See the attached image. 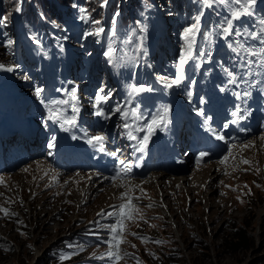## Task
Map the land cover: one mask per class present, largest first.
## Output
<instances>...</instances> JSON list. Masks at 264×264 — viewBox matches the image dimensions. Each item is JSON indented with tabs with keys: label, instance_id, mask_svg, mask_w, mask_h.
<instances>
[{
	"label": "rangeland",
	"instance_id": "374dc122",
	"mask_svg": "<svg viewBox=\"0 0 264 264\" xmlns=\"http://www.w3.org/2000/svg\"><path fill=\"white\" fill-rule=\"evenodd\" d=\"M146 1L149 13L157 17L160 12L164 16L161 22L170 18V12L176 18L188 14V11L181 13L174 10L175 0L165 4L164 11L154 0ZM119 2L122 8H131L129 16L132 19L141 22L142 14L132 0ZM223 3L228 5L226 1ZM19 8L20 2L16 0H0V48L1 55H4L0 59V65H3L0 72H13L19 90L37 101L35 90L41 89V80L33 61L35 56L31 52L25 55L20 50L19 41L24 33L21 21H18ZM80 9L82 7L68 11L64 18H59L55 25L61 26L60 29L48 25L49 30L56 40L67 38L70 41L72 50L64 53L62 59L70 60L69 54L72 55L75 74L78 80L85 82L79 88L87 89L91 99L97 96L100 89H103L100 95L112 99L114 93L109 90V80L103 72L107 65L102 53L98 54L101 35L87 34L103 28L106 23L117 22L120 17L115 14L111 0H107L106 5L104 0H87L83 13ZM81 15H84L86 23L81 22ZM151 20L155 21V18ZM43 27L35 20V24L28 23V32L42 44H50L49 36L44 41ZM122 34L131 38L128 26ZM112 37L110 35L109 39ZM113 43L114 40L108 42V47ZM16 44L19 49L11 54V47H16ZM96 63L102 69L98 70ZM8 68L13 70L8 71ZM62 70L65 71L64 66ZM49 75L46 66L41 79L46 89L57 92L50 87ZM10 85V82L5 83V86ZM56 88L59 90L62 87ZM6 91L11 92L10 88ZM39 108L37 103L30 112ZM18 126L24 127V124L13 125L15 128ZM37 128L38 136L46 138L43 143L45 148L40 151L39 157L30 158L32 160L22 167L27 162H23L25 157L19 153L21 147L8 155H1L0 208H6L14 215L5 216L0 212V239L5 242H0V264H45L48 258L50 264H102L108 261L106 254L110 251L109 247L93 245L91 239L102 240L101 228L106 227L101 225L112 223H106L104 216L112 211L109 207L116 195L124 202L131 197L134 203L132 218L128 219L129 223L125 224L119 237L125 241L119 248L123 258L116 264H264V144L260 142L263 138L254 137L246 144L247 147L245 144L237 146L229 163L216 162L217 166H213L209 162L203 164L206 168L194 170L195 165L190 167L193 162L189 160L191 172L188 168L182 176L186 179L185 186L168 191L154 187L151 181L144 183L140 179L128 180V184L123 182L122 186L116 182L106 188L98 182L88 181L87 173L60 178L50 166L53 155H47L46 160L38 159L49 153L46 149L49 128L40 122ZM244 160L249 163H243ZM166 176L169 179L180 175ZM191 178L201 179L191 185ZM122 192L130 196L122 199ZM239 227L244 228L248 248L225 250V242ZM250 237L253 242L248 241ZM204 244L208 245L211 258L207 257ZM62 254H69L71 258L62 261Z\"/></svg>",
	"mask_w": 264,
	"mask_h": 264
},
{
	"label": "bare ground",
	"instance_id": "6f19581e",
	"mask_svg": "<svg viewBox=\"0 0 264 264\" xmlns=\"http://www.w3.org/2000/svg\"><path fill=\"white\" fill-rule=\"evenodd\" d=\"M73 92H74V90H70V91H68V94H73ZM68 105L70 106L71 104L69 103ZM157 107L158 108L155 110L156 114L158 116H162V119L165 120L166 125L169 128H176L177 126H179V123H180L179 111L174 106L173 103L160 102L157 104ZM164 109H168L167 113L164 112ZM55 113L59 116V120L49 119L50 113L47 114V118L49 120L50 128L54 132L53 139H54L55 145H54L53 149H54L55 156H58L61 153V151L67 150L73 156L78 158V160H80L81 162H85L86 159L84 157L88 156L86 151H85V148L87 146L99 147V146H101V144L104 141H102L101 143H96L95 141H93V143L90 144L88 142L90 139L85 141L84 136H79L78 138L73 136V132H75L77 126H78V128H80V130L83 133V130H85L86 122L82 118H78V120L75 121L74 124H66L65 120H70V119L62 116L61 109L56 107ZM13 120L15 121V123H17V121L15 119L11 118L10 116H5V118H0V134H4V135L8 136L9 140L13 141L16 133H20V135L25 139V141H28V143H30V144L32 142L40 143V144L43 143V140L37 139L34 135V129L33 128L35 126H34L33 122L30 121V122L24 124V127L18 126L15 128V127H13V125H15ZM107 120L108 119H106L104 117H101L98 120V123L100 125L101 124L105 125L104 132L108 131V128H109V124L107 123ZM149 123H151V120L146 124L145 129H147V125ZM11 124H13V125H11ZM61 125H63V127H61ZM65 129H67V130H65ZM259 137L263 138L262 141H260V142L262 144H264V136L260 135ZM151 138H152L151 139L152 143L157 144L158 138L154 134V131L151 133ZM249 140H251V139H249ZM249 140L244 142L242 145H244V144L246 145L249 142ZM207 143L208 144H214V142H207ZM239 147H243V146H239ZM262 147H264V146L262 145ZM170 148H171V146L167 147L163 144L160 145V149L163 151H166ZM138 149H139V147H134V151L137 153L140 152ZM225 157L226 156H224L223 158H225ZM38 159H43V158H38ZM38 159H36V160H38ZM188 162H189V160L186 161L185 164L183 165L184 170L189 168ZM216 162H220L219 164H223V163H221V159L219 161H213V162H211V164L213 166H217ZM201 168H206V166L205 165H197V164L194 166V170L201 169ZM54 172H56V171H54ZM190 172H191V169H190ZM78 173H85V172L71 171L70 173H67V174H60V173L56 172V174L58 176H60V178L66 177L67 175H70L69 177H71V176L76 175ZM163 173L164 172H154L152 175H150L152 177L151 179H147V178H149V176L144 179V183L151 181L154 184V187H158L161 190H168V191H170L171 188H177V187L183 188L185 186L186 179H185V177H182L183 175H180L179 177H176V178L172 177V178L167 179L166 178L167 173L166 174H163ZM89 176L90 175L88 174V177ZM70 179H72V178H69V180ZM200 179L191 178L190 179L191 185L197 184L200 181ZM89 180H90V178L88 179V181ZM159 192L160 191H158V193ZM161 195H162V192H161L160 196ZM139 196H141V194ZM86 197H88V196H86ZM165 208L167 209V207H165ZM128 223H129V221H126L125 224H128ZM120 240H122V239H120ZM103 243H105V242L103 241ZM121 246H123L122 243L119 244V248H121Z\"/></svg>",
	"mask_w": 264,
	"mask_h": 264
},
{
	"label": "snow or ice",
	"instance_id": "6c2138e0",
	"mask_svg": "<svg viewBox=\"0 0 264 264\" xmlns=\"http://www.w3.org/2000/svg\"><path fill=\"white\" fill-rule=\"evenodd\" d=\"M222 2H225V0H222ZM256 2V0H235V3L238 4V5H241L242 6V9H243V13L240 11V10H237V11H234L233 12V17L234 18H239L242 14H251V8L250 6L251 5H254ZM203 3L206 5V6H211V3H212V0H203ZM104 4L106 5L107 4V0H104ZM17 11H19V9H17ZM81 13L84 12V9H81L80 10ZM118 15V13L116 14ZM85 17L83 15H81V19H84ZM115 22V21H114ZM98 23V22H96ZM199 28V16L196 17V23H194L193 25H191L189 28H185L184 29V37L185 39L189 42V45H191V43L193 42V37H194V34L195 32L198 30ZM103 28H100L99 30H97L96 32H90L88 33L87 35H97L99 36L101 32H103ZM222 31L226 34H232L233 32V29H232V22L231 20H228L226 21V26H224L222 28ZM264 42V41H262ZM11 43V42H9ZM190 47H189V51H190ZM262 52H264V49L261 50ZM251 55H260V53H256V52H251L250 53ZM105 56L106 57H112L113 56V50L112 49H109L108 51L105 52ZM189 57L188 56H185L183 53L181 54V57H180V61H179V64H178V68H180L181 70L183 69V65L185 64V62L187 61ZM264 59V58H262ZM3 65H0V68H2ZM8 71H12L13 69L12 68H8L7 69ZM227 75H229L230 77H232V79L230 80V83H236V78L235 76L231 73V72H228ZM162 82H165L167 80V78L165 77H161L160 78ZM184 80V76H183V72L182 71H179L178 74L176 75V77L174 79L171 80V82H168L165 84L166 87H173L174 85L175 86H179L180 83ZM151 89L149 88H146L144 86H139V87H133L132 89V92L130 93V95L134 94V93H139V92H144V91H150ZM223 90V89H222ZM41 92H42V89L40 88H37L35 90V94L39 97L41 95ZM100 92H103V89H100V91L97 93V96L95 97L96 99V105H94L96 108H97V112L95 113L96 115L100 116V115H104L102 109L100 108V105L105 102L107 99H108V96L106 95H100ZM239 96V94H237ZM244 95H249V93H245ZM57 104H61V103H65V101H56ZM50 111V116H49V119H53V120H59V116L55 113L54 110L52 109H49ZM115 111L119 112L121 111V108L117 107L115 109ZM168 109H164V112L167 113ZM240 110L238 109L237 112H234L233 115H238V112ZM133 115H135V113H133ZM241 119L243 117H240ZM235 122V121H234ZM65 123L66 124H74L75 121L74 120H65ZM159 121L156 119V118H153L151 123H149L147 125V130H148V133L149 135H146L143 139L144 141H147L149 139V136L151 135V133L155 130L156 127H159ZM61 127H63V125H61ZM125 127H127V125H125ZM67 130V129H65ZM134 138V137H133ZM105 137L104 136H96V137H93L92 139H90L88 142L91 144L93 143V141H95L96 143H101L102 141H104ZM217 139H224L223 136H220V135H217ZM51 147V145H50ZM146 147V144H142L141 147L138 149L139 151L143 152L144 149ZM245 147H247V145H245ZM208 155L207 153L205 152H202L200 153V157L203 158L204 156ZM228 159V157H225V160L224 161H221V163L225 162L226 160ZM121 163H123V161H121ZM243 163H249V161L247 160H244ZM25 171H27V169H25ZM122 199L124 198H127V194H122ZM120 212L118 213V215H122L123 217H126L128 219H131L132 216L127 212L125 211L126 208L128 207H134L133 205H131V201H130V198H129V203L128 205H125V204H120L118 206H116ZM0 212H3L5 216H8V215H14V214H11L9 213L8 209L6 208H0ZM108 215H112V213H109ZM118 226H119V231H118ZM101 227H106V228H109L111 233H113L112 235V239L111 241H106V243H108L110 245V251L106 254L107 255V258L112 261V264H116L117 261L121 260L123 257L119 254V244L120 243H124L125 241L123 240H120L119 237H120V234L122 233L123 231V220L122 219H118L117 220V223L115 224H112V225H101ZM133 235H135L133 233ZM115 242V243H113ZM0 247H2V245H0ZM76 247H81V246H76ZM82 250V249H81ZM71 256L69 254H62L60 259L63 261V260H66V259H70ZM104 257H101V259H103Z\"/></svg>",
	"mask_w": 264,
	"mask_h": 264
},
{
	"label": "trees",
	"instance_id": "16d2710c",
	"mask_svg": "<svg viewBox=\"0 0 264 264\" xmlns=\"http://www.w3.org/2000/svg\"><path fill=\"white\" fill-rule=\"evenodd\" d=\"M19 2L18 0H16ZM119 0H114V9L116 11H119L121 15H125L122 10L123 8L120 5ZM133 3L138 6L139 0H132ZM172 1V0H170ZM83 2L84 8L87 6V0H34L33 4L27 2L25 6L24 16L27 21H32V19H35V12L32 11L34 8V5H36L39 9L42 10V13L44 14L45 18L47 19V23L50 24V22L53 23V28H61L59 25H55L57 23V20L59 18H63L66 16V13L68 11L73 10L77 3ZM159 4H163V2H168V0H157ZM91 4V3H89ZM111 4L113 5V0L111 1ZM12 48V47H11ZM2 51L0 48V59L4 57V55H1ZM23 206V204H21ZM245 231L244 228H237L234 230V233L231 235V237L225 242L224 248L225 250H231L235 251L239 248H248V244H245L247 242V238L245 237ZM252 237L249 238L248 241H252ZM0 242L4 244V240L0 239ZM208 245L204 244V249L207 251V257L211 258L210 254L208 253ZM45 264H50V259L45 260Z\"/></svg>",
	"mask_w": 264,
	"mask_h": 264
}]
</instances>
